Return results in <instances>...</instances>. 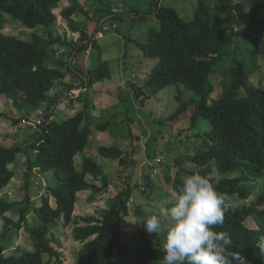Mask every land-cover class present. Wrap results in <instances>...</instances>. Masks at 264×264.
<instances>
[{"label":"trees","instance_id":"obj_1","mask_svg":"<svg viewBox=\"0 0 264 264\" xmlns=\"http://www.w3.org/2000/svg\"><path fill=\"white\" fill-rule=\"evenodd\" d=\"M98 1L102 5V0ZM208 1L200 0L191 21L183 19L171 7H160L157 2L152 15L144 14L140 18L156 16L160 30L151 28L146 43L138 40L135 43L146 58L158 60L146 83L154 96L171 85L183 84L198 97L195 104L194 99L182 100L179 94L176 99L180 105L167 121L177 123L189 117L190 129L198 126L200 118L211 123L205 135L207 149L176 159L180 170L172 182L173 189L177 192L182 185L181 175L186 162L195 166L194 170L187 171L190 175L207 176L215 166L219 174L208 178L227 199L224 223L215 226L214 230L231 237L229 251L239 253L244 264H264V253L256 246L264 237V208L260 209L264 206V189L249 205L233 206L230 203L233 197L247 201L254 194L256 185L264 183V86L263 82L259 86L251 83L252 72L236 59L231 61V69L221 71L216 68L234 55L241 34L238 30L240 22L245 23L246 30L256 37L264 30V0H238L251 5L249 15L236 0H219L217 5ZM64 2H69V7L63 8L60 15L72 33L80 34L76 42H69L67 35L54 37L59 20L56 10ZM95 10L91 17L92 11L82 7L80 0H0V100L6 98L7 104L12 100L22 113L11 119L14 125L28 120L32 113L43 108L44 103H49L50 107L57 105L63 92L53 97L50 93L58 84L72 88L65 83L67 74L75 73L70 64L72 56L76 57L89 47L92 51L99 48L95 37L100 31L98 28L121 18L120 13L108 6L95 7ZM6 16L33 30L32 38L25 40L21 34L6 35L3 32ZM79 16L87 17L88 21L98 19L92 36L88 34V25L75 19ZM58 45L66 50L63 52ZM254 53L263 56L264 47L258 46ZM217 74L223 78L222 93L212 99L216 91L212 75ZM111 77L109 63L99 60L94 67L90 65L86 81L92 87ZM131 87L141 99L140 86L132 83ZM83 105L84 110L62 122L56 121L53 112L44 114L42 125L34 132L32 141H26V146L23 143L14 147L0 145V192L16 175L10 165L16 163L19 154L24 152L28 156L24 199L18 202L0 197V216L5 221V231L12 227L23 230L33 242L31 249L17 245L10 255H5L7 250L0 245V264H48L46 257L63 264L61 254L53 244L51 226L67 229L74 225L72 236L81 244L77 264H117L118 254L129 253L122 237V220L129 214L128 204L133 193L128 184L107 201V207L100 214H75L78 193L91 190L88 199L92 201L111 184L102 167L89 156H84L82 170L76 168L75 158L86 150L94 129L107 131L110 125V122L97 123L94 128L87 111L88 98ZM4 116L1 113L0 119ZM27 148L35 155L34 160L28 155ZM99 153L118 160L121 165L127 162L128 154L117 147L101 146ZM210 161H215V165ZM34 170L42 176L52 175L55 182L52 187L46 186L47 193L42 196L40 206L34 203L27 188L28 178ZM89 175L101 181V186L88 181ZM150 188L156 190L153 185ZM53 198L56 207L51 205ZM10 212L18 214L19 219L15 221L8 217L6 214ZM31 214L37 217L39 226L29 221ZM60 217L62 220L58 219ZM249 218L258 222V229L248 227L246 221ZM158 234L149 235L142 226L141 236L146 241L154 240ZM164 254L163 249L143 250L134 264H163ZM233 264L241 262L234 260Z\"/></svg>","mask_w":264,"mask_h":264},{"label":"rangeland","instance_id":"obj_2","mask_svg":"<svg viewBox=\"0 0 264 264\" xmlns=\"http://www.w3.org/2000/svg\"><path fill=\"white\" fill-rule=\"evenodd\" d=\"M157 2H159L160 7H171L183 19L191 21L200 0H102V5L98 0L88 2L80 0L82 7L92 11L91 16L96 12L95 7L108 6L120 12L121 17L112 19L113 22H108V26H105L106 30L101 29L102 34H96L99 48L91 50L90 54L84 53L81 55H87L84 60L83 57L78 59L79 67H84V64H86V69L89 65L94 67L99 60L109 63L112 79L105 80L104 83L97 82L92 88L99 90L104 85L115 86V88H110V92L104 94V97L102 93L98 96L91 90L92 98L90 97L91 103L87 111L91 115L94 128H96L97 123L110 122L108 134L112 139L109 140L107 134L97 136L98 132L102 131L94 129L95 135L90 137L86 150L75 158L76 168L82 170L84 156H90L102 167L104 174L108 175V178L113 181L111 188L108 187L107 190L96 195L92 201L87 198L92 194L91 190L80 192L76 205V215L100 214L105 209L107 200L117 191L119 192L126 187L127 184L133 191L131 202L128 204L129 214L122 220V237L129 247V253L118 254L116 257L117 264H134L143 250L163 249L165 239L163 233H159L151 241H146L141 236L143 221L151 215L158 214L161 206H172L176 197L172 182L180 170V167L176 165V159L192 155L201 149H207L205 135L211 128L210 121L204 118H200L198 126L193 129H190L191 120L189 117L188 119H181L177 123L167 121L168 117L180 105L176 99L179 94H181L182 100L194 99L195 104L198 102V97L194 92L186 89L183 84H179V86L171 85L162 90L157 96H154L146 85L149 74L157 65L158 60L146 58L135 41L146 43L151 28L156 31L160 30V23L156 16H149L146 19L140 18L144 14L152 15ZM208 2L211 5H217L219 0H209ZM236 2L245 7L246 14H250L251 5L248 2L238 0ZM65 7H69V2L62 3L56 10L59 20L54 37L67 35L68 41L72 42L74 36L68 27V23L60 15ZM75 19L77 21L83 20V23L90 24V29L94 30L95 28L94 31H96L98 19L94 20L93 23H89L87 17L84 16L75 17ZM238 30L241 34L237 39L236 51L233 50L234 55L225 59L220 63L221 65L218 64L216 68L221 71L225 68L231 69V61L236 59L247 67L248 72H252L250 75L251 83L259 86V83L263 82L262 86H264V55L260 56L262 54L254 53L258 46L260 48L264 47V30L256 37L253 32L246 30V24L243 22L239 23ZM32 31L25 26L23 27L15 19L6 16V24L3 30L6 35L18 36L21 34V38L29 40L32 38V35L30 36ZM58 46L60 50H66L63 46ZM70 64H72V61ZM67 80L70 81V78L68 77ZM122 81L124 83L128 82V84L136 83L140 86V93L143 95L144 101L139 100L135 92L129 88L122 86V89L119 90L117 83L120 84ZM212 81L216 87L212 99H217L222 93L223 78L218 74L212 75ZM62 89L63 85L58 84L51 91L50 97L55 96ZM6 101H8L6 98L0 100V114L4 113L5 115V118L0 119V145L14 147L17 144H25L27 140L30 143L34 138L33 128L24 124L14 125L11 119L22 116V113L15 107L12 100L9 104ZM69 101V98H64L63 95L62 102L55 110L57 122H62L84 110L82 103H79L77 104L79 108L72 116V105H69ZM47 104L50 105L44 103L43 108H46ZM192 107L189 109L190 112L194 110L195 105ZM37 120H39L38 117H32L33 123H36ZM131 131L132 136H130ZM99 140L102 142H99ZM101 145L117 147L125 151L128 154L126 164L121 165L118 160L103 157L99 153ZM27 153L33 160L35 159V155L30 148H27ZM26 159H28V156L23 152L17 156L16 163L10 165L16 175L10 185L0 192L1 198L9 199L11 194L13 195L12 201H23L25 192H27L24 186L28 171ZM186 163L183 166L182 179L190 175L187 171L195 169L192 162ZM88 179L90 182L101 186V181L95 183L93 176L89 175ZM44 182L51 187L55 184L52 175L42 176L38 171H33L28 178L27 188L37 206L41 205L42 196H46L47 193L45 191L47 185L44 186ZM152 185L156 190L150 188ZM147 187L150 189L142 190V188ZM263 189L264 183L260 182L256 185L254 194L251 195L250 199L243 201L233 197L230 203L233 206L249 205L252 200L260 195ZM42 192H44L43 195H41ZM104 194L108 196L106 197ZM32 203L31 207H33ZM55 203V199L51 201V205L54 207H56ZM263 208L264 206L260 207V209ZM6 215L15 221L19 219V215L13 214V212ZM29 221L39 226L38 219L33 214L29 216ZM246 224L250 229L259 228L258 222L251 218L246 221ZM53 227L55 226H51V237L54 246L61 254L62 263L77 264L81 244L72 236L74 225L67 229ZM0 245L7 250L5 255H10L15 252L17 245L31 249L33 242L31 237L23 230L18 231L15 227H12L10 230L5 231V221L0 216ZM49 259V257H46V261H49L48 264L58 263L56 259Z\"/></svg>","mask_w":264,"mask_h":264},{"label":"clouds","instance_id":"obj_3","mask_svg":"<svg viewBox=\"0 0 264 264\" xmlns=\"http://www.w3.org/2000/svg\"><path fill=\"white\" fill-rule=\"evenodd\" d=\"M106 25L107 23L103 24L98 28L100 31L97 33L94 31V33L102 34L101 29L106 30ZM91 50L92 48L89 47L86 51L81 53L86 52L90 54ZM75 58L76 57L73 55L70 62L72 61L73 63ZM71 66L73 65L71 64ZM73 68L75 73H69L65 78V83H69L72 88L68 89L64 84H61L63 85V89L61 90L63 92L62 97L64 95V98H69L70 101H76L77 104L82 103L83 105V101L87 98L85 95L88 94L90 88H92L86 81L88 71L86 77L82 76V82L74 85L72 84V75L78 74V72L75 67ZM68 77L70 81L67 80ZM106 80H110V78ZM71 93H73V97L70 96ZM58 106L54 105L50 107V105L47 104L46 108L32 113L28 120H22L20 124L32 127L35 132L42 125L44 114L53 112V114L56 115L55 110ZM33 116L39 118L36 123L32 121ZM210 164L215 165V161H210ZM218 174L219 170L213 166L207 176L199 173L185 176L182 185L176 192V197L172 206H161L158 214L151 215L143 221L144 229L149 235L158 233L164 234L163 251L165 254L163 256V264H233L234 260H239L241 264H244V259L239 253L229 251L232 245L231 237L225 232H217L214 230L215 226L223 225L224 223L225 202L227 199L225 194L219 193L216 190V187L208 178V176ZM94 181L97 183L96 180ZM43 185L46 186L47 184L44 182ZM147 189L149 188H142L143 191ZM44 192H42L41 195H43ZM58 219L62 220V217ZM256 246L261 253H264V237H261Z\"/></svg>","mask_w":264,"mask_h":264},{"label":"crops","instance_id":"obj_4","mask_svg":"<svg viewBox=\"0 0 264 264\" xmlns=\"http://www.w3.org/2000/svg\"><path fill=\"white\" fill-rule=\"evenodd\" d=\"M87 2L88 1H91V0H86ZM95 9V8H94ZM117 11V10H116ZM118 13H120V12H118ZM92 17V16H91ZM89 23H93V21H89ZM87 29H88V34L90 35V36H92L93 34H94V30H95V28H94V30H92V29H90V24L87 26ZM73 34V36H74V39H73V42H75V41H77L78 40V38H79V36H80V34L78 33V34H74V33H72ZM86 53V52H85ZM84 53H79V54H77V56H76V58L74 59V61H73V63H72V65H73V67H75V69H76V71L78 72V74H74V75H72V84H80L81 82H82V76H85L86 77V73H87V71H89V68L88 69H86V67H87V65L86 64H84V67H79V65H78V59L79 58H81V57H83V60H84V58H86L87 57V55L86 56H81V55H83ZM87 54V53H86ZM76 65H77V67H76ZM89 67V66H88ZM87 70V71H86ZM112 79V77L110 78V80ZM100 83H104V82H100ZM117 86H118V89L119 90H121L122 89V86L124 87V88H129V89H131V90H133L132 89V87H131V84H128V82L127 83H124L123 81L122 82H120V84L119 83H117ZM110 88H115V86H108V85H104L101 89H99V90H96V89H94V88H90V91H89V93L88 94H86L85 96H87V98L91 101V90H92V92H94V94L95 95H101V93L103 94V97H104V94H106L107 92L109 93L110 92ZM121 94V93H120ZM82 97H83V95H82ZM91 97V98H90ZM61 99V101H59V103L57 104V106L58 105H60V103L62 102V98H60ZM72 102V116H73V114H75L76 113V109H78L79 108V106H77V103H76V101H70L69 102V104ZM71 107V106H70ZM109 109V108H108ZM108 109H106V110H108ZM65 110H67V109H65ZM106 110H103V111H106ZM105 134H107V136L109 137V140H111L112 139V137L108 134V130L107 131H102V132H98V135L97 136H99V135H105ZM95 135V132L92 134V136H94ZM99 142H102V141H100L99 140ZM99 147V146H98ZM122 182V181H121ZM112 183H113V181H111V184H110V188L112 187ZM125 184V183H124ZM119 185V184H118ZM123 189V188H122ZM117 193H118V191L112 196V197H115L116 195H117ZM80 194V193H79ZM78 194V195H79ZM106 197L108 196L107 194H104ZM10 196V198H9V200H12V197H13V195H9ZM101 198H102V196H100ZM112 197H110V198H112ZM87 198H89V197H87ZM106 208V207H105Z\"/></svg>","mask_w":264,"mask_h":264},{"label":"built area","instance_id":"obj_5","mask_svg":"<svg viewBox=\"0 0 264 264\" xmlns=\"http://www.w3.org/2000/svg\"><path fill=\"white\" fill-rule=\"evenodd\" d=\"M70 96H72V97H73V96H74V95H73V93H71V94H70ZM39 123H40V122H39Z\"/></svg>","mask_w":264,"mask_h":264}]
</instances>
